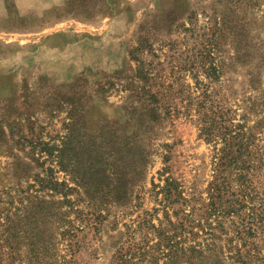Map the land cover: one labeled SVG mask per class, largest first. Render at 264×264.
<instances>
[{
	"label": "rangeland",
	"instance_id": "obj_1",
	"mask_svg": "<svg viewBox=\"0 0 264 264\" xmlns=\"http://www.w3.org/2000/svg\"><path fill=\"white\" fill-rule=\"evenodd\" d=\"M204 89L241 144L206 139ZM103 169L102 188L38 218L36 258L23 222L0 224V264H189L197 242L203 264H264L250 199L219 223L207 205L217 176L264 200V0H0V217L45 174L65 191Z\"/></svg>",
	"mask_w": 264,
	"mask_h": 264
},
{
	"label": "trees",
	"instance_id": "obj_2",
	"mask_svg": "<svg viewBox=\"0 0 264 264\" xmlns=\"http://www.w3.org/2000/svg\"><path fill=\"white\" fill-rule=\"evenodd\" d=\"M214 48L210 46L208 49H206V54L204 57H206V60L203 61V67H204V73L209 78V80L216 81L221 75V67L222 64L220 63L219 58L215 60V56L213 55ZM198 79V77H197ZM202 82H198L200 85ZM203 95H201L202 98L205 99V108L208 111L207 116L205 120H201V131L206 136V139H213L214 137H222V141L224 142V146L222 151L228 146V143L232 142L233 140H237L235 143L241 144L242 138H244L245 131L242 130V125H239L238 129L233 132L231 129H228V127L224 126L225 124V118L223 116V110L222 106H220L216 101L213 99L214 94L209 93L207 89H204ZM215 124H219V128H216L214 126ZM222 128V130H220ZM217 129V130H216ZM239 138V139H238ZM240 148V147H239ZM226 157V154L219 156L216 162V166L222 165V161ZM61 164V163H60ZM62 165V164H61ZM253 165V164H252ZM63 169H69L67 170L71 176L74 173V168H63ZM107 170L103 169L102 172H97L96 170L94 172H90L89 176L85 179H78V176H76L75 180L78 181V187H65L59 188V186H65V182L54 179L52 176L44 175V177L38 178L36 180L38 187L35 189V192H25V190L20 189L18 192V201L20 203H24L25 201L29 204L24 205L23 210H20L19 208L14 209L11 211L10 209L7 211L8 215L0 217V224H2L3 232H7L8 228L10 227V224L14 220H19L20 222H23L26 233L28 234L30 238V243L32 245V248L30 249L31 257H37L39 253H41L43 250H39L36 248L42 247L47 248L48 244H50V240H41L40 236L37 237L40 234V227L45 224L41 223L39 225L38 218L47 219L51 217V214L58 209L59 204H63L64 202L72 201L73 199H67V191H73L76 190L77 194L85 195V197H89V195L94 192L97 189L102 188L103 185V179H106L107 177ZM216 172V171H215ZM99 174V175H98ZM74 179V178H73ZM94 179L95 181H92ZM170 189V183H167L165 185V190ZM43 190V192H39ZM242 194H241V193ZM239 193H235L232 190H229L227 184L225 183L223 177L220 179V177H215V180L211 181V187L209 191V201L207 203L208 205V214L209 216L214 217V219L219 223L221 221L219 218H221V215H231L233 212H236L234 207L241 206L242 204L247 205V200H249L248 205L246 208L249 210L250 214L253 216V222L256 224V226L261 225V221L264 218V200L259 199L257 203H254L255 198L253 196H249V193H245V190H241ZM59 194V197H55L56 194ZM10 198H13V195H8ZM16 197V196H14ZM60 197H63L59 199ZM36 204H42V210H40L39 217H36L35 214H33L32 209L28 210V205L33 206ZM26 208V209H25ZM60 210V209H59ZM11 214V215H10ZM221 214V215H220ZM43 222V221H42ZM29 226L32 227L33 233L30 234L28 232ZM39 232V233H38ZM44 232V231H42ZM41 232V233H42ZM37 234V235H36ZM209 234V232H208ZM35 237V240H34ZM5 238H8L5 236ZM211 242H208L205 246H202L200 242H197L198 247L195 248L193 246H188L185 248L183 246V253L188 255V262L189 264H198L197 262H201L203 264V256L204 254V248H209ZM71 247V243L69 244ZM245 245V244H243ZM236 260L240 263H244L243 257H250L251 254L249 251H240L238 249L235 254ZM255 255V254H253Z\"/></svg>",
	"mask_w": 264,
	"mask_h": 264
}]
</instances>
